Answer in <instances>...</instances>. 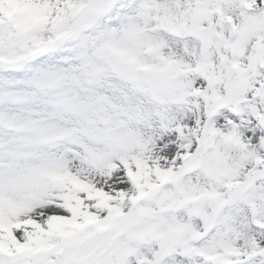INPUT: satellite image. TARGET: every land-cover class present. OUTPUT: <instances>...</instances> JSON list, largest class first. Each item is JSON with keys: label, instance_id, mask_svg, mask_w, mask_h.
Masks as SVG:
<instances>
[{"label": "snow or ice", "instance_id": "snow-or-ice-1", "mask_svg": "<svg viewBox=\"0 0 264 264\" xmlns=\"http://www.w3.org/2000/svg\"><path fill=\"white\" fill-rule=\"evenodd\" d=\"M0 264H264V0H0Z\"/></svg>", "mask_w": 264, "mask_h": 264}]
</instances>
